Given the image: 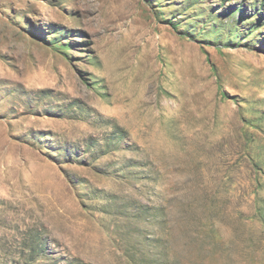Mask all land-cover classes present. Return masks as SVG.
<instances>
[{"label":"rangeland","instance_id":"1","mask_svg":"<svg viewBox=\"0 0 264 264\" xmlns=\"http://www.w3.org/2000/svg\"><path fill=\"white\" fill-rule=\"evenodd\" d=\"M0 264H264V0H0Z\"/></svg>","mask_w":264,"mask_h":264}]
</instances>
